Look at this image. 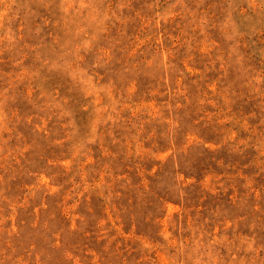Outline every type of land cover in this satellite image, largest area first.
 <instances>
[{
  "label": "rangeland",
  "instance_id": "1",
  "mask_svg": "<svg viewBox=\"0 0 264 264\" xmlns=\"http://www.w3.org/2000/svg\"><path fill=\"white\" fill-rule=\"evenodd\" d=\"M0 264H264V0H0Z\"/></svg>",
  "mask_w": 264,
  "mask_h": 264
}]
</instances>
